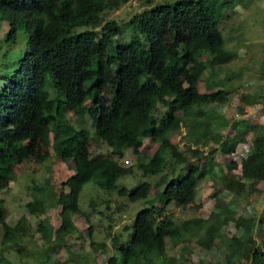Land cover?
Listing matches in <instances>:
<instances>
[{"label": "trees", "instance_id": "1", "mask_svg": "<svg viewBox=\"0 0 264 264\" xmlns=\"http://www.w3.org/2000/svg\"><path fill=\"white\" fill-rule=\"evenodd\" d=\"M127 1L0 0V16L7 21L6 39L15 38L18 26L28 34L27 51L0 88V190L13 180L9 157L20 163L39 161L50 145L74 167L61 181L56 196L64 230L71 228L67 211L78 209L84 182L92 180L110 190L128 168L110 156H90L87 129L74 127L67 112L80 118L86 114L97 138L112 148V154L121 156L127 148L136 152L144 138L171 147L165 133L177 125L180 115L176 111L187 113L196 103L221 98L217 91H198V77L204 69L199 55L201 51L212 53V61L218 63L230 57L222 48L216 22L232 0H144L147 6L130 17L143 40L119 43L115 40L119 23L104 21L102 10ZM48 82L55 96L45 90ZM161 159L155 151L145 166L156 171ZM241 176L264 177L263 138L253 139L252 152L241 162ZM197 178L196 169L180 179L170 177L160 201L187 204ZM35 188L39 191L44 186ZM148 188L149 183L142 181L128 196L131 200L143 197ZM43 206L36 197L25 204L31 214ZM4 214L0 198L1 241H13L21 230V219L9 225ZM42 225L37 223V228ZM171 225L173 221L156 203L140 209L133 218L127 246L118 248L122 262L137 260L145 250H162L164 237L174 235L179 224ZM208 228L211 233L213 226ZM253 245L254 241L246 258L251 254L253 263L264 264V255H257L256 250L251 253ZM115 260L116 256H110L108 264Z\"/></svg>", "mask_w": 264, "mask_h": 264}, {"label": "rangeland", "instance_id": "2", "mask_svg": "<svg viewBox=\"0 0 264 264\" xmlns=\"http://www.w3.org/2000/svg\"><path fill=\"white\" fill-rule=\"evenodd\" d=\"M147 4L128 0L102 10L104 21L119 23L117 42L143 40L130 17ZM216 27L230 57L213 62L212 53L201 51L204 69L197 89L220 92L221 98L196 103L187 113L176 111L180 119L165 133L171 147L144 138L136 152L127 148L117 156L97 138L86 114L80 118L66 113L74 127L87 129L90 156H110L129 168L110 190L92 180L82 184L78 209L67 211L71 228L60 227L61 205L56 196L61 181L74 170L72 162L60 159L50 145L39 161L7 159L13 180L0 190V198L6 222L13 225L21 219V230L15 240L3 242L0 226V264H108L110 256H116L114 264H247L248 246L264 242V177L241 176V162L252 152L253 139H264V0H232ZM6 33L7 21L0 16V88L28 49V34L22 27H17L13 40L6 39ZM45 90L55 96L49 82ZM155 151L162 159L157 170L151 171L145 165ZM190 169L198 175L191 201L184 205L161 202V190L169 178L180 179ZM142 181L149 183L147 193L131 200L128 193ZM35 186L44 189L38 191ZM34 197L44 206L31 214L25 204ZM151 203L173 221L171 228L179 225L174 235L164 237L162 250H145L137 260L124 263L118 248L127 246L135 214ZM37 223L42 227L38 229Z\"/></svg>", "mask_w": 264, "mask_h": 264}, {"label": "built area", "instance_id": "3", "mask_svg": "<svg viewBox=\"0 0 264 264\" xmlns=\"http://www.w3.org/2000/svg\"><path fill=\"white\" fill-rule=\"evenodd\" d=\"M256 250L257 255H264V243H261L260 241H257L256 244L253 246V249L251 251V253L253 254V252ZM252 255L250 254L247 258V264H257V263H253L251 260Z\"/></svg>", "mask_w": 264, "mask_h": 264}, {"label": "clouds", "instance_id": "4", "mask_svg": "<svg viewBox=\"0 0 264 264\" xmlns=\"http://www.w3.org/2000/svg\"><path fill=\"white\" fill-rule=\"evenodd\" d=\"M124 162H125V163H128V160L126 159ZM258 241H260L261 243H264V242H262V240H258ZM255 244H256V242H255ZM255 244H254V245H255ZM254 245H253V246H254Z\"/></svg>", "mask_w": 264, "mask_h": 264}]
</instances>
